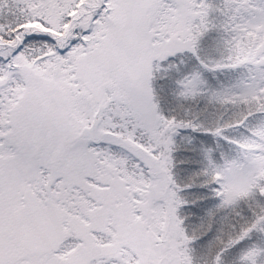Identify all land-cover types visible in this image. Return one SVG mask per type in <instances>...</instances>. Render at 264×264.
I'll use <instances>...</instances> for the list:
<instances>
[{
    "label": "snow or ice",
    "instance_id": "snow-or-ice-1",
    "mask_svg": "<svg viewBox=\"0 0 264 264\" xmlns=\"http://www.w3.org/2000/svg\"><path fill=\"white\" fill-rule=\"evenodd\" d=\"M0 264H264V0H0Z\"/></svg>",
    "mask_w": 264,
    "mask_h": 264
}]
</instances>
